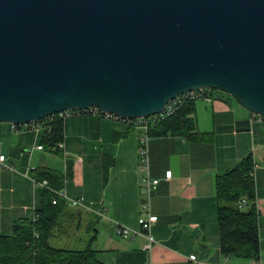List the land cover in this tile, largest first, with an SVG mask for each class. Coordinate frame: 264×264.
<instances>
[{
  "label": "water",
  "instance_id": "95a60500",
  "mask_svg": "<svg viewBox=\"0 0 264 264\" xmlns=\"http://www.w3.org/2000/svg\"><path fill=\"white\" fill-rule=\"evenodd\" d=\"M199 88L264 116V0H0V123L145 118Z\"/></svg>",
  "mask_w": 264,
  "mask_h": 264
},
{
  "label": "crops",
  "instance_id": "0c3cea01",
  "mask_svg": "<svg viewBox=\"0 0 264 264\" xmlns=\"http://www.w3.org/2000/svg\"><path fill=\"white\" fill-rule=\"evenodd\" d=\"M210 94L211 99L194 102L190 115L201 136L149 135V172L159 179L150 196V212L157 215L150 251L143 248L144 236L123 238L113 231L117 223L140 230L137 219L145 213L138 157L143 130L137 121L91 113L64 120L58 149L41 144L42 123L16 130L0 123V153L12 166L0 164V235L10 234L14 220L33 218L40 208L42 187L33 188L31 178L33 169L47 167L61 173L69 197L84 198L86 209L69 207L74 221L89 222L92 216L95 233L99 221L109 226L111 234L102 241L107 248H93L99 260L107 256L109 264H187L188 255L195 254L199 264H253L255 260L220 252L214 190L216 175L251 155L258 261L264 264V116L253 115L223 91ZM166 170H171L169 179ZM97 237L89 238L90 247Z\"/></svg>",
  "mask_w": 264,
  "mask_h": 264
},
{
  "label": "trees",
  "instance_id": "16d2710c",
  "mask_svg": "<svg viewBox=\"0 0 264 264\" xmlns=\"http://www.w3.org/2000/svg\"><path fill=\"white\" fill-rule=\"evenodd\" d=\"M195 101L183 103L171 115L156 121L148 134H171L190 139L201 136L195 131V121L190 116ZM37 122L44 126L41 144L49 149H58L63 140L64 120L56 113ZM33 170V179L47 182V186L42 188L41 206L36 209L37 218H18L13 221L10 234L0 235V264H103L89 245L75 249L50 243L52 238L60 240L68 235L76 220H73L74 213L66 201L50 191L62 188L61 173L47 167ZM253 178L254 163L251 155H247L235 167L214 179L218 245L220 252L227 257L259 259ZM53 198H56V203H52ZM242 199L246 204L239 207Z\"/></svg>",
  "mask_w": 264,
  "mask_h": 264
},
{
  "label": "built area",
  "instance_id": "2783aa9c",
  "mask_svg": "<svg viewBox=\"0 0 264 264\" xmlns=\"http://www.w3.org/2000/svg\"><path fill=\"white\" fill-rule=\"evenodd\" d=\"M210 89L206 88H199V89H194L190 91H186L184 93L179 94L172 100H169L164 108L161 110L160 113L155 114L153 116L145 117V118H139L136 119L138 125L142 128L143 134L139 138V171H140V183L142 187V194H143V200L141 204V209L146 213L145 215H141L138 218V223L140 226L141 231H136L133 230L125 225L121 224H116L114 226V233L118 234L117 236L123 237V238H128V237H133L136 234H140L144 236L146 239V243L143 245V248L145 249H151L152 244L155 242L153 236L151 235V227L154 221H156L157 216L151 214L150 212V196H151V191L156 188L159 179L157 178H152L150 176L149 172V135L148 131L151 126L154 125L156 121H159L166 116L171 115L173 112H175L183 103L191 100H199V99H210L209 96V91ZM94 114V115H99L104 118H110V119H117L120 120V118L114 114L111 113H106V112H101L97 107L92 106L88 109L85 110H79V109H71V110H64L57 115L62 118L63 120L72 117V116H78V115H83V114ZM11 129L16 130L20 126L16 124H11L10 125ZM59 147H62L61 143L58 144ZM38 148H42L41 145L37 146ZM0 164L12 168V166L6 162V158L3 154L0 153ZM171 176V171L167 170L165 171V178L168 179ZM31 182L33 185V188L36 186H41L46 187L47 182L44 180L42 182L36 181L35 179L31 178ZM50 191L54 192L56 196L59 198H63L66 200V202L70 206H77V207H82V208H87V205L84 201L83 197H69L66 194V191L64 188H61L59 190H53L50 189ZM56 199L52 200V203H55ZM244 200L239 203V207H242L244 205ZM188 262L187 264H199V260L196 258L195 254H190L187 257ZM253 264H260L258 260H255Z\"/></svg>",
  "mask_w": 264,
  "mask_h": 264
},
{
  "label": "rangeland",
  "instance_id": "374dc122",
  "mask_svg": "<svg viewBox=\"0 0 264 264\" xmlns=\"http://www.w3.org/2000/svg\"><path fill=\"white\" fill-rule=\"evenodd\" d=\"M212 90L213 91H219V89H212ZM210 93H211V91L209 92V96L211 99ZM253 115H255V114H253ZM123 121H125V120H123ZM69 207H71V206H69ZM74 208L83 209L82 207H77V206H75ZM90 220L94 221L95 219L91 216L89 219V222L82 221L80 223H77V221H76V223L74 224V227L73 226H72L73 228L71 227L72 229L70 230V233L68 235L64 236L60 240L52 238V239H50V243L52 245H55V246H63L66 248L82 249L88 245L89 238L92 235L96 234L98 237L93 242V244H91L92 245L91 248H107V246H105L104 243H102V241L104 239H106L107 234H111L110 230H109V226L104 221L101 220V221H99V225L96 226V228H97V230H99V232L95 233L94 232L96 230L94 228L95 224H91L93 222H91ZM117 224H119V223H117ZM112 235H113V233H112ZM99 254H102V252H100ZM99 258L105 262V263L103 262V264H109L107 256H99Z\"/></svg>",
  "mask_w": 264,
  "mask_h": 264
},
{
  "label": "bare ground",
  "instance_id": "6f19581e",
  "mask_svg": "<svg viewBox=\"0 0 264 264\" xmlns=\"http://www.w3.org/2000/svg\"><path fill=\"white\" fill-rule=\"evenodd\" d=\"M194 90V89H193ZM190 91V90H189ZM161 112V111H160ZM159 112V113H160ZM156 114H158V113H156ZM153 115H155V114H153ZM153 115H149V116H153ZM149 116H147V117H149ZM120 120H125V121H133V122H135L136 121V119H120ZM29 124H34V123H25V124H16V125H19L20 127H28L29 126ZM11 125V124H10ZM62 143V142H61ZM149 148V147H148ZM138 153H139V151H138ZM138 157H139V154H138ZM167 171V170H166ZM171 171V170H170ZM151 176V175H150ZM152 177V176H151ZM171 177V176H170ZM152 178H154V177H152ZM158 179V178H157ZM169 179V178H168ZM158 185V184H157ZM157 187V186H156ZM142 188V187H141ZM154 190V189H153ZM152 192V191H151ZM58 197V196H57ZM59 198V197H58ZM53 199H56V198H53ZM52 199V200H53ZM143 200V199H142ZM244 200V203L246 204V200L245 199H242L240 202H242ZM66 201V200H65ZM55 203H56V201H55ZM67 203V202H66ZM141 204H142V202H141ZM67 205L68 206H70L68 203H67ZM71 207H75V206H71ZM151 211V210H150ZM144 215H145V213H143ZM141 216V215H140ZM157 216V215H156ZM37 218V214H36V211H35V213H34V216H33V218L32 219H36ZM139 218V217H138ZM157 220V219H156ZM137 222H138V219H137ZM139 224V223H138ZM152 228V227H151ZM139 231H141V229L139 230ZM150 233H151V231H150ZM116 235H118V234H116ZM152 235V234H151ZM153 236V235H152ZM154 238V237H153ZM155 240V239H154ZM152 248V247H151ZM146 250H148V251H150L149 249H146Z\"/></svg>",
  "mask_w": 264,
  "mask_h": 264
}]
</instances>
